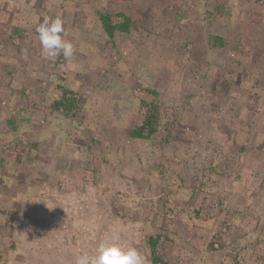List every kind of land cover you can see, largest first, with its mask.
Returning <instances> with one entry per match:
<instances>
[{"label": "rangeland", "instance_id": "1", "mask_svg": "<svg viewBox=\"0 0 264 264\" xmlns=\"http://www.w3.org/2000/svg\"><path fill=\"white\" fill-rule=\"evenodd\" d=\"M57 16L68 59L36 32ZM150 237L165 264H264V0H0V264L105 238L151 264Z\"/></svg>", "mask_w": 264, "mask_h": 264}, {"label": "clouds", "instance_id": "2", "mask_svg": "<svg viewBox=\"0 0 264 264\" xmlns=\"http://www.w3.org/2000/svg\"><path fill=\"white\" fill-rule=\"evenodd\" d=\"M63 23L60 16L45 17L37 26L36 32L46 57L55 58L62 53L68 59L74 55L73 44L64 38ZM75 264H145V260L136 247L105 238L98 243L92 254L81 252Z\"/></svg>", "mask_w": 264, "mask_h": 264}, {"label": "trees", "instance_id": "3", "mask_svg": "<svg viewBox=\"0 0 264 264\" xmlns=\"http://www.w3.org/2000/svg\"><path fill=\"white\" fill-rule=\"evenodd\" d=\"M121 18L120 20H115V18ZM98 19L101 24L102 29L109 38L114 36V33L128 32L130 30L131 18L124 13L112 14L109 12H98ZM55 108H58L60 102L55 103ZM158 124V108L157 106L150 105V103L145 104V116L142 123L135 128L130 130V136L137 138H146L152 134ZM150 252L149 258L151 264H165L162 257L156 251V239L150 237Z\"/></svg>", "mask_w": 264, "mask_h": 264}]
</instances>
